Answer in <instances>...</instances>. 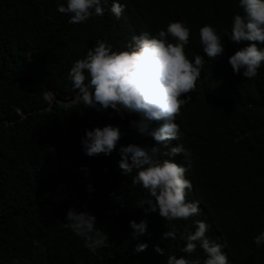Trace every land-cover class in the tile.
I'll list each match as a JSON object with an SVG mask.
<instances>
[{
    "label": "trees",
    "instance_id": "obj_1",
    "mask_svg": "<svg viewBox=\"0 0 264 264\" xmlns=\"http://www.w3.org/2000/svg\"><path fill=\"white\" fill-rule=\"evenodd\" d=\"M57 2L0 0V264H163L156 244L165 256H190L202 264L199 247L180 251L181 234L197 219L209 225V238L226 244L230 264H264V244L257 247L252 239L264 229V61L251 79L228 64L249 43L237 45L224 35L233 13L242 11L237 0H120L125 7L119 19L105 10L80 23H69ZM174 20L187 22L186 55H201L203 66L176 116L183 135L158 145V156L190 161L186 199L199 201V212L167 221L137 206L146 192L131 183L135 169L127 175L118 166L121 145L155 141L130 126L135 113L121 118L80 102L67 72L97 39L120 49L132 35L154 34ZM204 24L224 41L216 59L203 53L198 29ZM105 124L120 126L116 146L108 155H86L84 129ZM177 143L184 154L170 155L169 146ZM69 207L95 215L107 235L103 247L89 251L63 226ZM144 217L146 232L133 237L128 221ZM169 229L176 238L161 240ZM143 242L147 247L134 251Z\"/></svg>",
    "mask_w": 264,
    "mask_h": 264
},
{
    "label": "clouds",
    "instance_id": "obj_2",
    "mask_svg": "<svg viewBox=\"0 0 264 264\" xmlns=\"http://www.w3.org/2000/svg\"><path fill=\"white\" fill-rule=\"evenodd\" d=\"M103 5L105 6H102ZM241 13H233L230 29L224 35L240 45L228 57V64L234 74L251 79L264 61V0H237ZM125 5L120 0H58L56 10L68 15L69 23L86 21L93 15H103L107 10L119 19ZM203 53L216 59L224 51V41L212 24L198 29ZM190 29L184 20L169 21L165 28L154 34L143 31L134 34L126 46L120 49L113 44L97 39L82 58L74 60L67 72V79L76 90V98L88 108L97 111L114 110L121 118L135 113L138 119L130 120V126L140 134L152 137L155 144L143 146L135 143L121 145L117 151L118 166L124 174L131 176L132 184H139L146 195L137 202L145 213L157 212L167 221L187 220L199 212V201L186 199L191 192V181L185 173L190 161L178 164L158 156V145H168L183 135L176 116L181 107L190 99L188 93L195 88L203 66L199 54L188 58L185 45L188 44ZM183 94V95H182ZM109 115H112L110 112ZM155 124L153 127L152 125ZM121 136L118 124H105L85 128L80 138L82 151L92 156L110 154ZM179 143L169 146V154L183 153ZM89 190L91 186L89 185ZM119 199V197L117 198ZM63 226L82 238L83 246L91 252L103 247L107 240L105 231L96 224V217L86 210L69 207L65 212ZM194 227L181 234L184 240L181 252L193 253L197 247L205 256L202 264H230L223 249L226 244L206 235L209 225L202 219L194 220ZM133 237L147 230V218L139 222L129 220ZM176 238L174 229L165 230L160 239ZM257 247L264 244V229L253 236ZM147 243H137L134 251L139 252ZM157 253L164 255L163 264H201L200 259L169 253L159 244L153 246Z\"/></svg>",
    "mask_w": 264,
    "mask_h": 264
},
{
    "label": "rangeland",
    "instance_id": "obj_3",
    "mask_svg": "<svg viewBox=\"0 0 264 264\" xmlns=\"http://www.w3.org/2000/svg\"><path fill=\"white\" fill-rule=\"evenodd\" d=\"M46 97H47L48 99H50V100H52V99L54 98V96H53L52 94H50V93H47V94H46Z\"/></svg>",
    "mask_w": 264,
    "mask_h": 264
},
{
    "label": "water",
    "instance_id": "obj_4",
    "mask_svg": "<svg viewBox=\"0 0 264 264\" xmlns=\"http://www.w3.org/2000/svg\"><path fill=\"white\" fill-rule=\"evenodd\" d=\"M112 111H114V110H112Z\"/></svg>",
    "mask_w": 264,
    "mask_h": 264
}]
</instances>
